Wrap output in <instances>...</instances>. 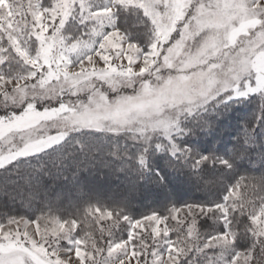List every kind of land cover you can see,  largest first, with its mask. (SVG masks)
<instances>
[{
    "label": "snow or ice",
    "instance_id": "1",
    "mask_svg": "<svg viewBox=\"0 0 264 264\" xmlns=\"http://www.w3.org/2000/svg\"><path fill=\"white\" fill-rule=\"evenodd\" d=\"M248 104L234 139L204 140ZM104 146L131 192L188 181L220 199L142 219L91 199L68 219L0 213V264H264V0H0V198L23 170L24 203L51 206L45 181L78 179ZM121 220L148 235L115 237Z\"/></svg>",
    "mask_w": 264,
    "mask_h": 264
},
{
    "label": "trees",
    "instance_id": "2",
    "mask_svg": "<svg viewBox=\"0 0 264 264\" xmlns=\"http://www.w3.org/2000/svg\"><path fill=\"white\" fill-rule=\"evenodd\" d=\"M254 111V104L237 106L226 116L220 118L215 133L205 137L204 140L218 147L228 143L240 132L244 122L252 117ZM107 150L108 146H104L103 151L97 156V161L86 160L85 163L89 167L78 173V179L73 178L75 169L69 166L64 173L67 179L60 178L54 182L46 180L45 184L50 186L49 192L52 196L51 206L47 204L43 196L39 197L37 202L33 203L31 207L24 203L28 199L26 196L29 190L23 180L25 172L21 170L20 183L15 189L17 199L14 203L6 199L4 201L0 200V213L24 215L31 218L40 215L41 210H43L46 212L45 214L50 211L53 216L68 219L79 215L80 211L87 207L85 202L91 199L93 201L99 200L109 206H120L131 218L136 219L151 213L166 214V211L173 206L210 203L213 199H220L221 194L210 196L208 193L201 191L194 182L188 181H173L169 183L167 188L141 185L135 192H131L129 190L130 181L128 177L121 173H113L99 163L100 157L107 159L104 156V152ZM164 159L163 155L158 156L157 163L163 165ZM249 171L247 166L241 168V174L257 177L260 175L259 171ZM89 178H92L93 182L88 186L84 185ZM106 184L113 185V190L107 188ZM120 186H127V192L119 191ZM84 193L86 194L84 195ZM125 200L128 202L124 203ZM3 218V215H0V219ZM211 223V221H201L204 227H210ZM89 228L94 230L93 235L99 245L103 246L106 243V239L101 238L99 231L104 228L103 225L99 222L90 224ZM128 229V224L121 220L119 225L112 231L115 237L123 239L127 237ZM79 234L83 235V232H79ZM106 235L107 233H105V237ZM241 243L247 246V242Z\"/></svg>",
    "mask_w": 264,
    "mask_h": 264
},
{
    "label": "rangeland",
    "instance_id": "3",
    "mask_svg": "<svg viewBox=\"0 0 264 264\" xmlns=\"http://www.w3.org/2000/svg\"><path fill=\"white\" fill-rule=\"evenodd\" d=\"M23 2L24 3H26L27 2V0H23ZM86 38V37H85ZM93 182V179L92 178H89L86 182H85V184L84 185H90L91 183ZM107 188H109V189H112L113 190V185H109V184H106L105 185ZM119 191H122L123 193H125V192H127V186H125V187H123V186H120L119 187ZM29 194V193H28ZM26 197H28V195L26 196ZM0 200L1 201H4L5 199L4 198H0ZM37 202V201H36ZM12 203H14V202H12ZM152 214V213H151ZM180 215L182 216L183 215V212H181L180 213ZM144 217V216H143ZM143 217H141V218H136V219H142ZM102 225H103V227L106 229L109 225H111V221H107V220H105V221H101L100 222ZM166 223H168L169 225H171V224H173V223H175L174 221H168V222H166ZM128 227H129V229H128V234H129V232L131 231L134 235H136L137 237H139L141 234H143L144 236H147L148 235V232H147V230H145L144 228H132L129 224H128ZM161 227H163V225H161ZM28 230H29V232H32L33 230H34V225H29L28 226ZM128 234H127V236H128ZM38 238V237H37ZM173 238H174V236H173ZM106 255V254H105ZM146 257H147V259H148V261H149V264H151V257L150 256H147V254H146ZM104 258V256L102 255V256H97L96 257V259L97 260H101V259H103Z\"/></svg>",
    "mask_w": 264,
    "mask_h": 264
}]
</instances>
